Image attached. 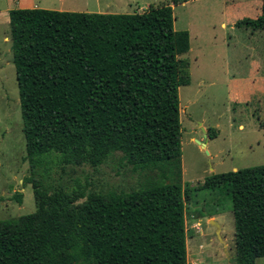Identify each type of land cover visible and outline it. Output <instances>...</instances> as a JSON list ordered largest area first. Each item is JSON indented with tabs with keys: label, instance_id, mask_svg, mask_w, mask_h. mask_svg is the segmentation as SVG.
<instances>
[{
	"label": "trees",
	"instance_id": "trees-1",
	"mask_svg": "<svg viewBox=\"0 0 264 264\" xmlns=\"http://www.w3.org/2000/svg\"><path fill=\"white\" fill-rule=\"evenodd\" d=\"M260 9L235 27L264 28V0ZM8 19L31 170L23 182L35 211L0 220V264H186V200L212 205L222 196L231 203L234 264L264 258V165L212 174L194 188L166 182L86 195L78 181L69 192L45 183L52 154L62 166L109 161L116 174L180 158L178 91L190 84V39L174 30L171 6L11 9ZM13 199L21 204L22 194Z\"/></svg>",
	"mask_w": 264,
	"mask_h": 264
},
{
	"label": "rangeland",
	"instance_id": "rangeland-1",
	"mask_svg": "<svg viewBox=\"0 0 264 264\" xmlns=\"http://www.w3.org/2000/svg\"><path fill=\"white\" fill-rule=\"evenodd\" d=\"M173 1L0 0V220L35 211L31 185L23 182L31 170L10 51L11 9L124 14L169 5L174 30L189 33L190 49L183 58L189 62L190 84L178 91L180 158L116 174L109 161L97 168L62 166L52 154L45 183L69 192L78 181L86 195L131 193L166 182L194 188L212 174L264 165V28L235 27L240 19L259 16L263 0ZM16 192L22 194L21 204L13 199ZM230 207L223 196L212 205L208 199L186 200V264H234ZM209 221L220 225L221 241ZM256 264H264V258Z\"/></svg>",
	"mask_w": 264,
	"mask_h": 264
},
{
	"label": "water",
	"instance_id": "water-1",
	"mask_svg": "<svg viewBox=\"0 0 264 264\" xmlns=\"http://www.w3.org/2000/svg\"><path fill=\"white\" fill-rule=\"evenodd\" d=\"M202 146H204V144H201ZM209 223L211 225H213L215 227V233L217 235V238L221 241L220 239V235H219V232H220V225L214 221H209ZM225 245V244H224ZM72 264V263H71Z\"/></svg>",
	"mask_w": 264,
	"mask_h": 264
},
{
	"label": "crops",
	"instance_id": "crops-1",
	"mask_svg": "<svg viewBox=\"0 0 264 264\" xmlns=\"http://www.w3.org/2000/svg\"><path fill=\"white\" fill-rule=\"evenodd\" d=\"M31 9V8H30Z\"/></svg>",
	"mask_w": 264,
	"mask_h": 264
}]
</instances>
